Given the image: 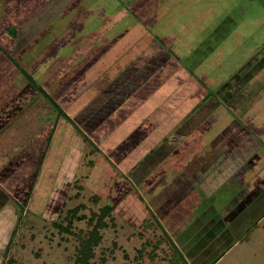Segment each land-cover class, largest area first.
<instances>
[{"label": "rangeland", "instance_id": "rangeland-1", "mask_svg": "<svg viewBox=\"0 0 264 264\" xmlns=\"http://www.w3.org/2000/svg\"><path fill=\"white\" fill-rule=\"evenodd\" d=\"M0 191V264H264V0H0Z\"/></svg>", "mask_w": 264, "mask_h": 264}, {"label": "crops", "instance_id": "crops-1", "mask_svg": "<svg viewBox=\"0 0 264 264\" xmlns=\"http://www.w3.org/2000/svg\"><path fill=\"white\" fill-rule=\"evenodd\" d=\"M217 188H219V186ZM217 188H214V190H216ZM244 198L246 200H248V197L246 198L245 194H244ZM257 198H259L258 202H257L259 204V207H262V205L264 207V195H262V196L258 195ZM151 204L154 206L155 212H156L157 211L156 208L158 207L157 206L158 203L155 202V203H151ZM200 209H201L200 211H202V213L204 214V207L200 208ZM261 213H264V211L262 212L260 209H258V213L255 212V214H258V216H260ZM203 214L201 216H203ZM207 214L205 213V215H207ZM152 216H153V218L156 219V217H155L156 213ZM158 217H160V215H158ZM208 217H210L209 214L207 215V218ZM248 220H251V218ZM196 222H198L199 225H197V224L189 225L187 230H185L182 233H178L176 235V237L173 238V241H171V243H170V245H174L179 250L183 259L186 261V264H220L222 258L225 256V254L236 243L242 242L244 240H246V243H249L250 239L247 238L248 234L251 233L254 228H256L255 226L249 227V228L242 226L234 234V238L229 239V237H228L226 240V244H224V242H223V244L222 245L220 244L221 245L220 246V245H217V243L213 242V240L215 239V236L217 235L216 231L213 232L211 230L210 233H207V237L204 234H198L200 227L203 225V223L201 221H200L201 224L199 221H196ZM210 225L211 226H208V227H213V223H211ZM192 226H194V227H192ZM204 228H206V227H204ZM229 231L230 230L228 229L227 232H229ZM208 246H210L209 249H207ZM219 247H222L221 248V250H222L221 255H218L216 258L211 260L209 258V254L212 253L213 251H216L217 249H220Z\"/></svg>", "mask_w": 264, "mask_h": 264}, {"label": "trees", "instance_id": "trees-1", "mask_svg": "<svg viewBox=\"0 0 264 264\" xmlns=\"http://www.w3.org/2000/svg\"><path fill=\"white\" fill-rule=\"evenodd\" d=\"M14 33L15 32H13V35H14ZM253 60H255V59L253 58ZM224 85L225 84H222L220 86V89L223 88ZM43 100L45 101V98ZM46 104H48L49 106L54 108V113L56 114V118L63 119L70 126H72L73 128L77 129L76 125H74L72 123L71 118L65 112H63L62 109H59L58 104L55 101L51 102L50 99H47V103ZM78 132H79V134L83 137V139L86 142L91 143L90 140L86 137V135H84L80 131H78ZM0 193H1V191H0ZM111 211H112V207L111 206H104L100 210V213H99V215L97 217V221H96L93 229L88 234V236L85 239H82L81 242H80L81 246L79 248V252H78L75 264H89V261L92 258L93 248L96 247L99 244V242L101 241V235H100L99 231L102 230V229L107 228V222L105 221V219L110 217ZM74 212L75 211H70V213H71L70 216H73V214H75ZM74 217L75 216L68 218V226L71 225V222H72ZM153 220L155 221L156 219L153 218ZM145 221L147 222L148 220H145ZM151 222L152 221H148V224L151 225ZM9 243L7 244V247L9 246ZM171 247H172V251L174 253V255H173L174 257L170 260V264H186V261L183 259V257L181 255V253L179 252V250L174 245H171Z\"/></svg>", "mask_w": 264, "mask_h": 264}]
</instances>
